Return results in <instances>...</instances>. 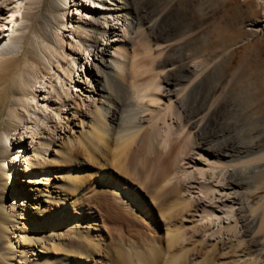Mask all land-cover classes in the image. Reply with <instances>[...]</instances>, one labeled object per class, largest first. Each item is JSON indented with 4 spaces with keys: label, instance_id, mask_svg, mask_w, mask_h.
<instances>
[{
    "label": "bare ground",
    "instance_id": "bare-ground-1",
    "mask_svg": "<svg viewBox=\"0 0 264 264\" xmlns=\"http://www.w3.org/2000/svg\"><path fill=\"white\" fill-rule=\"evenodd\" d=\"M132 1L0 0V264H264L253 148L193 137Z\"/></svg>",
    "mask_w": 264,
    "mask_h": 264
},
{
    "label": "rangeland",
    "instance_id": "rangeland-1",
    "mask_svg": "<svg viewBox=\"0 0 264 264\" xmlns=\"http://www.w3.org/2000/svg\"><path fill=\"white\" fill-rule=\"evenodd\" d=\"M132 2L145 36L140 41L153 39L160 47L162 69H169L163 81L179 90L199 82L192 84L186 100L193 137L239 147L242 161L253 148L256 176L238 177H247L243 191L254 204L264 197V0ZM142 45H136L140 53ZM241 216L246 222L247 212Z\"/></svg>",
    "mask_w": 264,
    "mask_h": 264
}]
</instances>
